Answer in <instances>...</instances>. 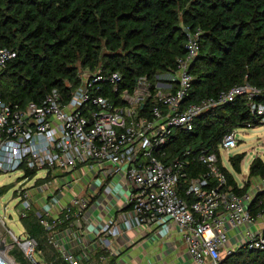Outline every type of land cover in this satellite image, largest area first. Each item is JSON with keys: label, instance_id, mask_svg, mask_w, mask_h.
Returning <instances> with one entry per match:
<instances>
[{"label": "built area", "instance_id": "2783aa9c", "mask_svg": "<svg viewBox=\"0 0 264 264\" xmlns=\"http://www.w3.org/2000/svg\"><path fill=\"white\" fill-rule=\"evenodd\" d=\"M199 34L198 29L187 33L186 57L177 59L174 76L154 85L140 77L132 90L119 91L118 72L83 71L77 85L66 83L70 88L67 97L52 89L40 101H28L23 106L0 98V172L22 170L25 180L36 172L43 173L33 186L42 207L35 215L47 243L68 264H93L97 249L89 242L94 237L101 250L97 259L107 264L114 254L111 238H120L133 226L152 229L169 222L181 234L195 264H220L222 251L229 254L238 247L264 251V228H251L263 213L255 218L248 208L254 195L264 190V177L252 190L238 195L227 185L220 169V151L228 152L238 143L235 130L223 136L218 154H198L206 172L187 182L185 194L193 200L187 201L176 192L179 178L185 177L187 159L173 157L167 163L161 159L166 156L161 148L174 129L192 130L198 114L237 95H244L264 122V104L253 103L259 90L248 84L220 91L215 97L185 102L194 78L189 66L199 50ZM15 56L11 48L0 49V71ZM100 82H108L116 97L100 93ZM147 99L150 104L142 114ZM188 153L189 148L184 155ZM30 170L35 172L26 176ZM87 174L85 181L91 193L73 194L61 205L62 191L72 190V183ZM96 181L105 183L98 191L92 185ZM114 182L125 187L119 195L123 196L122 208L94 226L88 212L97 207L95 201L104 190H112ZM211 183L214 185L210 187ZM15 193L19 217L24 218L34 203V193L21 187ZM231 232L239 239L228 249ZM9 234L29 264H55L44 259L33 237L26 234L21 239L13 231Z\"/></svg>", "mask_w": 264, "mask_h": 264}, {"label": "trees", "instance_id": "16d2710c", "mask_svg": "<svg viewBox=\"0 0 264 264\" xmlns=\"http://www.w3.org/2000/svg\"><path fill=\"white\" fill-rule=\"evenodd\" d=\"M197 29L199 50L189 66L194 78L185 102L248 84L259 90L253 103L264 104V0H0V49L16 52L0 71V98L23 106L40 101L52 89L67 97L66 83L77 85L83 71L118 72L119 91L132 90L140 77L154 85L157 75L174 76L177 59L186 57L187 33ZM99 84L100 93L116 97L108 82ZM148 104L150 99L142 114ZM263 123L249 100L237 95L198 114L192 130L174 129L161 148L166 154L161 159L165 163L173 157L187 159L177 194L187 201L194 199L185 190L189 179L206 172L198 154H218L225 134ZM187 148L189 153L184 155ZM243 158L244 153L229 158L236 173L241 172ZM220 167L227 185L238 195L248 192L252 178L264 177V160L259 156L250 162L240 187ZM7 190L0 187L1 193ZM248 208L255 218L264 212V190L254 195ZM21 219L46 261L68 264L47 243L35 211ZM9 251L18 264H29L15 244ZM100 253L97 249L95 257ZM220 264H264V251L238 247L221 255Z\"/></svg>", "mask_w": 264, "mask_h": 264}, {"label": "crops", "instance_id": "0c3cea01", "mask_svg": "<svg viewBox=\"0 0 264 264\" xmlns=\"http://www.w3.org/2000/svg\"><path fill=\"white\" fill-rule=\"evenodd\" d=\"M227 171L230 172L229 170ZM230 173L234 177V174ZM234 179L238 184L235 177ZM246 179L247 177L244 176V182ZM99 180L101 181L102 179ZM100 181L92 184L97 191L100 190ZM102 184L104 186V181H102ZM238 186L240 185L238 184ZM111 187L110 189L112 190L108 192L104 190L99 195L95 201L97 207L88 212L89 222H93L92 225L94 226L100 224L109 215H117V212L122 208L121 197L123 196L119 197V195H123L125 187L123 184L116 182L111 184ZM252 189L253 185L250 186L249 191ZM109 208L111 209L109 210ZM261 216L262 218L258 219V217L255 220L251 226L252 229L262 230L264 228V213ZM92 225H88V228H92ZM237 239H239L238 236L231 232L227 243L228 249L234 248L238 244ZM89 243L91 248L98 249V239L96 240L94 237L93 241ZM111 246L114 254L107 261V264H195L187 253L181 234L172 222H169L164 227L152 229L133 226L130 230L124 231L120 238H111ZM92 259L93 264H105L100 262L95 257V254H93Z\"/></svg>", "mask_w": 264, "mask_h": 264}, {"label": "rangeland", "instance_id": "374dc122", "mask_svg": "<svg viewBox=\"0 0 264 264\" xmlns=\"http://www.w3.org/2000/svg\"><path fill=\"white\" fill-rule=\"evenodd\" d=\"M158 81H163L160 79L169 80L171 76L168 74L157 75ZM236 140L238 141L235 148L226 151H220L218 154L219 159L222 165L234 174L239 185L244 183V176L248 175V167L252 159L256 156L261 157L264 160V123L256 127L248 128H236ZM235 153H244V158L241 161V172L236 173L231 164L229 157ZM43 173H38L25 180L22 170H16L11 172H0V187L7 186L8 190L4 193L0 192V219H3L4 225L0 220V241H4L6 247H3L0 251L7 257L13 264H18L13 256L10 254L11 244H13L12 238L9 234V231H13L17 237L24 239L27 232L23 226L22 219L19 217V198L15 193V190L18 188H30L34 193V203L32 204L30 211H42L40 203H38L40 194L36 191L37 189L34 186V182L39 176H42ZM89 177V174L80 178L78 181L73 182L72 190L66 188L62 191V196L60 198V204L63 205L72 197L73 194L82 196L88 195L91 193V189H88L86 184V178ZM259 178H252L251 183L256 184ZM243 182V183H242ZM97 185V184H96ZM103 188V185L100 186V189ZM264 213V212H263ZM262 218L260 216L258 219ZM221 255H225V251L221 252Z\"/></svg>", "mask_w": 264, "mask_h": 264}, {"label": "water", "instance_id": "95a60500", "mask_svg": "<svg viewBox=\"0 0 264 264\" xmlns=\"http://www.w3.org/2000/svg\"><path fill=\"white\" fill-rule=\"evenodd\" d=\"M1 243H2V246L3 247H6V245H5V242L2 240V241H0ZM0 264H10L9 262H7L5 259H4V257L0 254Z\"/></svg>", "mask_w": 264, "mask_h": 264}, {"label": "bare ground", "instance_id": "6f19581e", "mask_svg": "<svg viewBox=\"0 0 264 264\" xmlns=\"http://www.w3.org/2000/svg\"><path fill=\"white\" fill-rule=\"evenodd\" d=\"M3 248V246H2V243L0 242V250ZM0 254L4 257V259L7 261V262H9L10 264H13L7 257H5L2 253H1V251H0Z\"/></svg>", "mask_w": 264, "mask_h": 264}]
</instances>
